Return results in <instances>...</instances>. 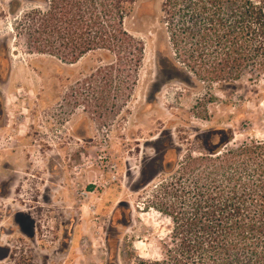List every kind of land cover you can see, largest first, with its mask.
Masks as SVG:
<instances>
[{"label":"rangeland","instance_id":"374dc122","mask_svg":"<svg viewBox=\"0 0 264 264\" xmlns=\"http://www.w3.org/2000/svg\"><path fill=\"white\" fill-rule=\"evenodd\" d=\"M164 2L136 0L127 21L144 45L132 78L100 52H40L30 13L45 0H0V264H190L168 213L190 158L247 147L264 179V72L186 71Z\"/></svg>","mask_w":264,"mask_h":264},{"label":"trees","instance_id":"16d2710c","mask_svg":"<svg viewBox=\"0 0 264 264\" xmlns=\"http://www.w3.org/2000/svg\"><path fill=\"white\" fill-rule=\"evenodd\" d=\"M45 2L30 13L37 50L64 63L100 52L136 76L144 45L127 28L136 0ZM162 12L172 59L186 71L217 83L264 72V0H165ZM220 151L190 158L171 183L180 254L190 264H261L254 255L264 254V179L247 174L249 148L237 157Z\"/></svg>","mask_w":264,"mask_h":264}]
</instances>
